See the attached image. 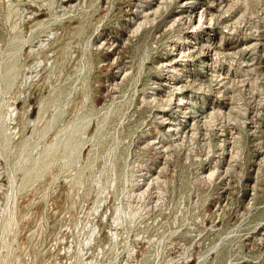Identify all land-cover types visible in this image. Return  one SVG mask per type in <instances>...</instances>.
Listing matches in <instances>:
<instances>
[{
	"label": "rangeland",
	"instance_id": "1",
	"mask_svg": "<svg viewBox=\"0 0 264 264\" xmlns=\"http://www.w3.org/2000/svg\"><path fill=\"white\" fill-rule=\"evenodd\" d=\"M0 264H264V0H0Z\"/></svg>",
	"mask_w": 264,
	"mask_h": 264
},
{
	"label": "bare ground",
	"instance_id": "2",
	"mask_svg": "<svg viewBox=\"0 0 264 264\" xmlns=\"http://www.w3.org/2000/svg\"><path fill=\"white\" fill-rule=\"evenodd\" d=\"M187 4V3H186ZM197 13V12H196ZM193 14V13H192ZM217 47V46H216ZM172 66V65H171ZM174 78V77H173ZM175 79V78H174ZM174 86V85H173ZM173 96H175V95H173ZM174 98V97H173ZM183 99V98H182ZM179 103V102H178ZM210 111V110H209ZM204 121V120H203ZM171 128V127H170ZM174 133V132H173ZM175 135V134H174ZM177 135H178V133H177Z\"/></svg>",
	"mask_w": 264,
	"mask_h": 264
}]
</instances>
